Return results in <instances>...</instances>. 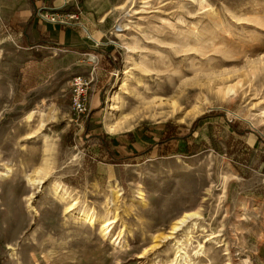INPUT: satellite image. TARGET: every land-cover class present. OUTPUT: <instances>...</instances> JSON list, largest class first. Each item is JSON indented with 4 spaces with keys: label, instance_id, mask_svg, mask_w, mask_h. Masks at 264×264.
<instances>
[{
    "label": "rangeland",
    "instance_id": "obj_1",
    "mask_svg": "<svg viewBox=\"0 0 264 264\" xmlns=\"http://www.w3.org/2000/svg\"><path fill=\"white\" fill-rule=\"evenodd\" d=\"M34 2L0 0V264H264V0ZM51 26L84 44L52 45ZM219 73L241 78L239 97L220 101L199 84H178L218 81ZM78 74L93 77L84 113L72 108ZM149 95L162 98L163 112L172 101L203 111L189 122L174 115L105 131L106 120ZM167 121L185 126L180 135L197 122L194 141L208 147L162 156ZM45 158L43 182L29 185L25 174ZM54 181L75 191L78 206L114 214L109 234L67 211ZM113 182L119 193H110ZM199 206L200 217L169 234L172 219ZM182 245L185 262L174 259Z\"/></svg>",
    "mask_w": 264,
    "mask_h": 264
},
{
    "label": "bare ground",
    "instance_id": "obj_2",
    "mask_svg": "<svg viewBox=\"0 0 264 264\" xmlns=\"http://www.w3.org/2000/svg\"><path fill=\"white\" fill-rule=\"evenodd\" d=\"M128 51H132L134 49L133 46L126 45ZM255 68L251 70V74H254ZM219 77L218 81H212L210 82V79H206L203 82H200L197 79L194 80H179L178 84H199L198 90L201 91L205 89L207 92H211V94H214L216 100L223 101L224 99H233L236 97H239L241 92H240V84H241V78H238L235 81H226L228 76L224 74H216L214 78ZM216 83V84H215ZM171 84V83H170ZM201 86H204L202 88ZM1 91V90H0ZM7 93V92H6ZM6 93L5 90H2L0 92V109L2 107V104L4 100H6ZM206 103V102H204ZM5 106V105H4ZM118 108L123 106V102H120V105H116ZM162 98L158 95H149L147 97H141L140 101H138V104L133 106L128 113H124L121 116L113 119H108L104 122V128L105 131L110 134L114 135L120 132H125L129 131L134 127V124L138 120L142 119H149V120H154L159 122L160 119L167 117V116H176L177 119H179L182 122H189L193 120L196 116H198L202 111H203V106L202 105H193L190 109L188 110H180L179 106L177 105L176 102L172 101L170 103V109L163 112L162 111ZM259 109V108H258ZM37 111H31L27 114L26 119L27 121L32 120L33 115ZM40 114V119L38 123L37 130H42L43 126L45 125V120H44V113L38 111ZM4 114V113H3ZM264 114V108H260L259 112L257 115L262 116ZM1 117V116H0ZM4 117V116H3ZM1 119V118H0ZM252 120V119H251ZM262 120V119H260ZM252 127L257 128V126L251 122ZM44 152L49 153V151L52 150V144L46 143V146L44 147ZM48 159L45 158L42 162L43 167H35L30 170L29 173L25 174L26 181L29 185H38L39 183H42L44 180V177L47 173L46 169H48ZM8 170H6V173ZM5 173V172H4ZM231 177H236L235 174H230ZM229 179V174L228 173H222L220 176V189H222V193L224 192V187ZM53 186V192L54 194L58 195L62 200L67 201V206L66 210L67 211H73V213L82 220H86L90 223V225H94L97 222H100V232L103 233V235L109 234V232L112 229V224L116 221L115 220V215L114 214H109L106 213L104 215H98L97 213L94 212V210L87 208L86 206L79 205L78 206V196L74 195L73 192L74 190L69 189L68 186L61 182L54 181L52 182ZM110 193H119V186L117 185V182L110 183ZM137 194L139 196L143 195V191L141 187L137 188ZM141 198V197H140ZM198 206V205H196ZM201 207L199 206L196 210L192 211H185L178 217L172 219V221L169 224V229L168 232L171 235L173 232L178 230L180 225L182 223L186 222L187 219L192 218V220L197 219L198 217L201 216ZM192 223V222H191ZM197 223V222H196ZM196 223L192 224L195 225ZM189 227V226H188ZM188 229V228H187ZM213 232V231H212ZM210 232L209 234H212ZM119 233L116 235V237L112 240L113 243L116 242V239L119 237ZM168 236V235H166ZM213 236H218L215 234H212L210 238ZM121 240V237L117 241V245H119ZM217 242L221 241V239L216 238ZM200 245V243H199ZM185 245H182L181 247H178V250L175 252V257L176 259L178 256L186 253L184 250ZM227 245L225 246L224 250H226V254L230 258V252L228 251ZM179 251V254L177 255ZM199 251V250H198ZM196 251V252H198ZM145 251H142L144 253ZM183 262H185V258L183 257ZM189 264H193L192 262Z\"/></svg>",
    "mask_w": 264,
    "mask_h": 264
},
{
    "label": "trees",
    "instance_id": "obj_3",
    "mask_svg": "<svg viewBox=\"0 0 264 264\" xmlns=\"http://www.w3.org/2000/svg\"><path fill=\"white\" fill-rule=\"evenodd\" d=\"M51 43L52 45L57 46L56 44H54L53 41H51ZM211 114H214V113L211 112ZM197 125H198L197 122L194 123L191 128H188L189 131L187 133L180 135L177 133L179 131L178 128L185 127L184 125H180V124L177 125L171 121H167L163 123L162 134L157 142V146L160 147L161 155L166 156L170 154H182V155L189 156V155H193L205 149L206 147H208L207 144L204 142L196 143L194 141L193 132L197 129ZM209 138H210L211 144L213 145L215 139L211 135V132H210ZM178 139H182L185 141V144L182 147H179L178 144H174V141ZM225 145H226V151L229 153V144L227 143V141ZM105 147H107L106 144H105ZM109 157H111L110 159H114L113 154L112 156H109ZM113 163H119V162L116 159H114Z\"/></svg>",
    "mask_w": 264,
    "mask_h": 264
},
{
    "label": "built area",
    "instance_id": "obj_4",
    "mask_svg": "<svg viewBox=\"0 0 264 264\" xmlns=\"http://www.w3.org/2000/svg\"><path fill=\"white\" fill-rule=\"evenodd\" d=\"M93 77L89 79L83 75H75L71 78L70 84L72 87L71 100L72 108L76 113H84L87 111V97L86 92L88 85L91 83Z\"/></svg>",
    "mask_w": 264,
    "mask_h": 264
},
{
    "label": "crops",
    "instance_id": "obj_5",
    "mask_svg": "<svg viewBox=\"0 0 264 264\" xmlns=\"http://www.w3.org/2000/svg\"><path fill=\"white\" fill-rule=\"evenodd\" d=\"M40 1L42 2V0H40ZM40 1L39 0H35L34 3L37 4V2H40ZM53 2H54V4L56 6H59V5H61L63 3V0H53ZM49 29L51 31V32L49 31V33L53 32L52 35H54L55 38H56V39H54V38L53 39L56 40V45L58 47H61V45H67L68 41H70V43H71L69 45L70 46H74V47H76L78 45H81V43H83V42H78L77 39L73 38L74 37V35H73L74 33L70 29L62 30V29H64V27L61 29L60 27H56V26H51ZM121 141L125 142V140H123V139Z\"/></svg>",
    "mask_w": 264,
    "mask_h": 264
}]
</instances>
